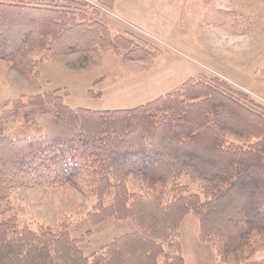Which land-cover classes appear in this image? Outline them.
<instances>
[{"label":"trees","instance_id":"trees-1","mask_svg":"<svg viewBox=\"0 0 264 264\" xmlns=\"http://www.w3.org/2000/svg\"><path fill=\"white\" fill-rule=\"evenodd\" d=\"M202 2L208 26L231 35L257 27ZM98 14L80 0H0V61L38 85L44 56L150 54V44L114 33ZM61 90L19 95L0 111V206L17 188L68 186L95 201L92 224L128 217L136 230L85 256L63 221L31 230L2 217L0 264H183L171 238L188 213L217 264H264L254 258L264 249L263 105L204 74L128 109L70 108ZM183 178L200 191L189 193Z\"/></svg>","mask_w":264,"mask_h":264},{"label":"rangeland","instance_id":"rangeland-1","mask_svg":"<svg viewBox=\"0 0 264 264\" xmlns=\"http://www.w3.org/2000/svg\"><path fill=\"white\" fill-rule=\"evenodd\" d=\"M99 11L114 33H128L146 41L150 54L145 59L123 60L101 52L97 61L87 53L44 56L38 65V85H30L9 63L0 61V111L19 95H34L63 89L64 104L90 110L128 109L165 94L189 77L204 74L225 81L264 106V3L259 0H210L217 8L234 10L248 25L257 27L245 34L231 35L204 23L202 0H80ZM244 17V18H243ZM13 124L8 125L12 132ZM233 140H237L233 138ZM189 193L199 184L183 178ZM139 185L130 181L134 191ZM111 196L104 204L111 203ZM92 198L68 186L21 187L13 190L0 206L2 217L14 216L17 226L36 230L55 227L63 221L71 238L80 240L85 256L102 252L117 238L135 232L131 218L109 217L92 224ZM171 241L179 246L183 264H217L210 243L202 241L199 221L193 213L183 218ZM166 249V248H165ZM254 258L264 259V249ZM229 264H233L232 258Z\"/></svg>","mask_w":264,"mask_h":264}]
</instances>
